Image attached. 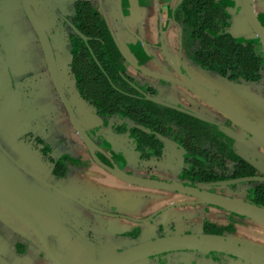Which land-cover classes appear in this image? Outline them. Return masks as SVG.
Wrapping results in <instances>:
<instances>
[{"label": "flooded vegetation", "instance_id": "1", "mask_svg": "<svg viewBox=\"0 0 264 264\" xmlns=\"http://www.w3.org/2000/svg\"><path fill=\"white\" fill-rule=\"evenodd\" d=\"M15 2L13 14L9 8L0 12L6 68L0 62V147L11 154L5 124L18 118L17 143L38 152L18 163L90 207L4 158L30 189L26 195L59 220L53 223L57 233L47 235L55 253L70 263L89 262L142 243L204 235L264 252V223L175 188L127 182L104 169L264 208V146L184 79L264 133V46L247 24L241 0H30L50 41L64 97L103 168L71 125L20 0ZM253 8L264 27V0H253ZM14 36L21 46L13 49ZM253 54L258 68L252 66ZM143 169L147 176L136 174ZM207 209L255 224L240 227L245 234L240 237L230 233L231 222H219ZM0 238V256L9 264H51L28 229L1 207ZM223 260L251 264L232 254L198 250L154 253L131 264Z\"/></svg>", "mask_w": 264, "mask_h": 264}, {"label": "water", "instance_id": "2", "mask_svg": "<svg viewBox=\"0 0 264 264\" xmlns=\"http://www.w3.org/2000/svg\"><path fill=\"white\" fill-rule=\"evenodd\" d=\"M241 2H242L241 3L242 11L247 24L256 34V36L259 38V40L264 46V27L260 25L259 21L255 16V12L253 8V0H241ZM20 5L24 15L26 16L27 20L31 25L32 30L35 33L39 46L42 50L44 60L47 64L48 71L52 77V80L58 91V94L60 95L62 102L69 114L71 125L73 126L74 130L76 131L80 139L86 145V147L92 154L93 158L96 160V163L102 167L103 165L97 161L93 153L94 149H96L95 145L85 134L83 127L81 126L79 120L74 115L73 110L71 109L68 101L64 97L62 85L59 80V76L57 74L55 60L53 58L51 44L47 37L44 26L42 25L38 16L33 11L30 0H20ZM124 24L127 27L125 22ZM9 45L11 48L14 49V47L21 46V40L19 39V37L16 38L14 36V38L10 40ZM0 62L4 66L3 71H6L5 61L1 54H0ZM173 67L175 68L176 72L182 78H184L183 75H181L180 71L177 69V67L175 65H173ZM184 79L189 84V86H191L197 93H199L201 96L207 99L212 105L220 109L224 114H226L232 120H234L242 127H244L245 130L251 133L253 137L256 138L259 142H261L262 145L264 146V133H262L254 125L249 123V121L245 120L241 115L238 114V112L234 111L228 105L223 103L220 99L214 97L211 93L205 91L194 81L189 80L187 78ZM5 81L7 83H10V77L8 73L5 74ZM6 125L8 126L6 135L9 136L7 139V144L11 146V152L14 153L15 155H18L23 160L24 159L27 160L28 158H36L34 155L33 157H31L30 154L25 149V147L22 144L17 143V139L20 137L19 119L16 117L14 118L10 117L8 119V122H6L5 126ZM0 153H2L3 155V158L0 156V207L3 209V212H5V210L9 212L12 216H14L21 224H23L28 229V231L33 235L37 243L40 245L44 257L51 264H131L136 261L145 259L154 253H162L173 250L175 251L198 250L205 252L216 251L225 254H232L242 259H247L251 262V264H264V252L257 249L256 247L245 244L242 241L229 239L227 237L224 238V237L207 236V235L201 236L199 239H197L196 236H186L183 237V239L181 240H179L178 237L176 238L174 237L173 239L168 240V242L158 240L157 242L142 243L130 247L129 249L123 252H119L107 257H103L99 260L80 262V263H70L64 260V258H61L57 253H55V251L52 249V247L50 246L47 240V235H52L53 233H57L56 225L53 226V223L58 222L59 220H56L55 216L53 217L52 215L53 213L51 212V210H47L44 206L39 205L37 201L30 199L31 197L29 198L26 195L25 189L29 190V192L30 189H28L25 186V184L21 182L20 177L16 175L15 171L11 170L12 168L4 163L7 162L4 158H7L10 162H13V164H15L19 169H22L24 172L33 176L36 180H38L48 188L57 191L59 194L76 201L81 206H85L86 208H90V207L88 205H84L83 203L77 201L70 194H67L66 192L52 186L51 184L43 181L42 179L38 178L37 176L27 171L18 163L20 161L14 158L12 153L10 154L9 152L5 151L2 147H0ZM104 169L112 176L125 180L127 182L133 184H142L145 186L161 185L163 187H168L173 189L175 188L179 191L193 195L196 198H200L205 203L222 207L238 215L251 218L256 222L264 223V208H259L237 200H228L224 198H218L216 196H211L208 194L198 193L195 190L186 187H181L178 185L177 186L173 184L164 185L159 183H153L152 181L146 179L128 177L122 175L116 169H109L105 167ZM48 212H50V214ZM12 231L17 234L20 233L19 232L20 230L18 231L15 228H12ZM0 241L3 240L0 238ZM0 264H9V263L3 257L0 256Z\"/></svg>", "mask_w": 264, "mask_h": 264}, {"label": "rangeland", "instance_id": "3", "mask_svg": "<svg viewBox=\"0 0 264 264\" xmlns=\"http://www.w3.org/2000/svg\"><path fill=\"white\" fill-rule=\"evenodd\" d=\"M16 1V2H15ZM17 1L18 0H9V1H3V0H1V2H0V9H2V10H0V12H2L5 8L7 9V8H9V10H10V12H11V14H13V11H14V9H13V7H12V3L13 2H15V4L17 3ZM6 9L4 10V11H6ZM21 37V36H20ZM20 40H21V38H20ZM29 67H31L32 68V63L29 65ZM19 139V138H18ZM21 143H23L22 141H21ZM11 152V151H10ZM27 152L28 153H33V154H38V152L36 153L35 151H32V149L31 148H27ZM12 153V152H11ZM12 155L14 156V158H16L18 161H22V162H25V159L23 160V159H21L18 155H15L14 153H12ZM85 160L86 161H88V158L86 157L85 158ZM40 162H43V161H40ZM91 166H93L92 168L93 169H95V170H100L99 168H97L95 165H91ZM167 167V166H166ZM72 169V166L70 167V170ZM262 172V171H261ZM147 173H148V171H146V170H138L137 172H136V174H139V175H146L147 176ZM167 178L169 177V173H163ZM55 182V181H54ZM57 184H59V182H56ZM108 185H111V183L109 182V184ZM224 188L223 187H217V189L216 190H219V191H221V190H223ZM65 205H66V203H65ZM206 207V206H205ZM206 209V208H205ZM207 213L208 214H210V217H216V219H218L219 220V222H223L224 221V223H230L231 222V224H233V232H230V233H233V234H235V235H237V236H240V237H245V234L244 233H240V232H238V229L241 227V228H244V227H246V226H252L253 224H255L253 221H250V220H248V219H246V218H243V217H239V216H236V215H233L232 213H229V212H226V211H223V210H216V209H207ZM243 230V229H242ZM229 233V234H230ZM195 254L196 253H192V255L193 256H195ZM223 263L224 264H227L224 260H223ZM241 264V263H240Z\"/></svg>", "mask_w": 264, "mask_h": 264}, {"label": "trees", "instance_id": "4", "mask_svg": "<svg viewBox=\"0 0 264 264\" xmlns=\"http://www.w3.org/2000/svg\"><path fill=\"white\" fill-rule=\"evenodd\" d=\"M242 55H243V54H242ZM242 55H241V54H237V56H238L239 58H241ZM250 58H251L252 66H253L254 68H258V67H259V63H258V60L254 57V54L251 55ZM239 62H240V61H239Z\"/></svg>", "mask_w": 264, "mask_h": 264}]
</instances>
